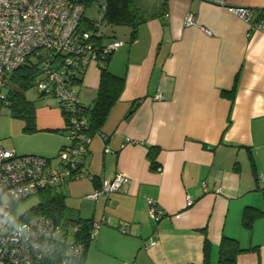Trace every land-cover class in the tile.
<instances>
[{"label": "crops", "instance_id": "obj_1", "mask_svg": "<svg viewBox=\"0 0 264 264\" xmlns=\"http://www.w3.org/2000/svg\"><path fill=\"white\" fill-rule=\"evenodd\" d=\"M224 2L253 9L256 18L264 12V0ZM134 3L147 19L134 40L129 28L114 27L125 37L112 40L123 45L108 70L124 86L90 136L84 167L91 178L60 190L69 219L106 220L81 264H204L206 240L207 262L216 264L222 236L246 249L236 264H264V215L249 230L242 225L246 207L264 211V33L202 0ZM188 15L195 25H185ZM99 78L90 65L74 85L83 106L92 107ZM35 127L33 135L44 131L52 142L6 149L54 159L66 143L63 116ZM150 148L157 149L155 170ZM116 174L127 179L121 192L84 199ZM148 198L164 212L161 221L150 218Z\"/></svg>", "mask_w": 264, "mask_h": 264}, {"label": "built area", "instance_id": "obj_2", "mask_svg": "<svg viewBox=\"0 0 264 264\" xmlns=\"http://www.w3.org/2000/svg\"><path fill=\"white\" fill-rule=\"evenodd\" d=\"M202 1L219 5L237 16L249 26L250 32L264 33V20L256 18L253 9L226 6L224 0ZM83 14L84 6L79 0H0V115H7L10 110L9 76L30 60L38 62L42 78L32 87L37 95L50 96L61 108L66 140L54 159L20 155L0 142V264H41L54 254L59 244L63 250L56 264H80L85 253L84 244L76 241L79 224L70 222L64 227L40 215L14 223L21 214L12 210L13 204L26 201L41 190L59 191L68 181L91 178L84 167L91 141L85 133L88 120L70 79L78 69L84 72L90 65L99 68L106 56L122 47L123 42L101 44L96 36L100 27L97 22L95 30H80ZM185 25H195L192 15L186 17ZM155 99L162 97L157 94ZM126 183L125 176L116 174L103 180L100 188L84 199L108 198L121 192ZM215 193L220 190L215 189ZM148 203L150 218L161 221L164 212L154 200L148 198ZM192 204V200L186 201V207ZM105 222L104 218L92 222L89 241L97 237ZM119 229L124 231V226Z\"/></svg>", "mask_w": 264, "mask_h": 264}, {"label": "trees", "instance_id": "obj_3", "mask_svg": "<svg viewBox=\"0 0 264 264\" xmlns=\"http://www.w3.org/2000/svg\"><path fill=\"white\" fill-rule=\"evenodd\" d=\"M95 0H79V2L85 7L89 6ZM102 5V21L111 27H127L130 29V40H134L138 27L146 21L145 15L136 7L134 0H100ZM259 18H264V12L257 15ZM94 22L84 18V14L80 20V30L91 31L95 30ZM99 39V38H98ZM113 54V53H112ZM107 55L104 64L99 66L100 78L99 86L97 90L96 98L92 107H84V115L88 120V127L85 130L87 135L92 136L97 132L103 122L105 121L110 109L118 100L123 86L124 78L116 77L112 75L108 70V63L111 55ZM85 72V71H84ZM82 70H77L75 74L71 75V84H79L84 75ZM40 67L38 62L30 60L29 63L23 64L17 70L12 72L8 78V86H10L7 97L10 102V110L7 115L12 117H18L25 120L26 125L24 130L28 132L37 131L35 127V115L33 108L24 96L25 90L31 88L34 83L41 79ZM38 97H44V95H38ZM47 97V96H46ZM50 97V96H48ZM61 115L63 112L59 107ZM64 119V118H63ZM65 130V123H64ZM53 132H59V130H52ZM60 150V149H59ZM88 154V152H87ZM86 154V156H87ZM157 149L150 148L148 152V158L150 160V166L153 170L157 169L156 164ZM85 156V157H86ZM84 157V159H85ZM49 159V158H48ZM39 196V202L36 206L32 207L28 211L22 213L14 221L19 223L25 221L34 216H44L56 224H62L64 227L68 223H76L80 225V231L76 235V241L83 243L87 248L89 244L88 233L91 228L92 221H82L69 219L66 213L65 197L62 192L54 190H41L37 194ZM17 205H12L13 212L17 211ZM264 215V211L256 210L254 208L246 207L242 213V225L245 229L249 230L253 222ZM63 250L62 245H57L54 254L48 259L44 260L41 264H56ZM246 249H242L239 242L235 239L222 236L218 246L217 263L216 264H236V258L239 254L245 252ZM210 253V245L207 240L204 242V258L205 263ZM83 260V258H82ZM81 260V262H82ZM80 262V264H81Z\"/></svg>", "mask_w": 264, "mask_h": 264}, {"label": "rangeland", "instance_id": "obj_4", "mask_svg": "<svg viewBox=\"0 0 264 264\" xmlns=\"http://www.w3.org/2000/svg\"><path fill=\"white\" fill-rule=\"evenodd\" d=\"M99 5H101V1L95 0L89 6L85 7L84 10V18L100 23V27L96 31V36L98 38L101 37L102 39H106L107 41L124 39L125 36H122V29L111 27L102 21L103 12L101 11V8H99ZM24 96L33 108L35 121L39 127L55 125L57 117L62 118L59 106L53 98L48 96L38 97L36 90L33 87L25 90ZM25 125L26 122L22 118L12 117L10 115H0L1 144L5 148H14V145L17 146V144L20 145L22 143L32 146L33 144L47 145L52 142L53 137H47L48 134L44 133V131L33 135V133L38 132V130L35 132H28L24 130ZM25 153L28 152L17 150V154ZM39 200V196L34 195L26 201L19 203V205H17L18 213L22 214L28 211L36 206ZM65 215H69V210H66Z\"/></svg>", "mask_w": 264, "mask_h": 264}]
</instances>
